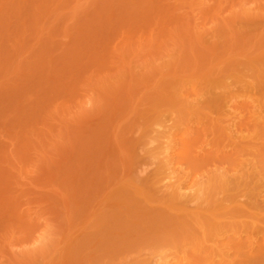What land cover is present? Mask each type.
Segmentation results:
<instances>
[{"label": "rangeland", "instance_id": "obj_1", "mask_svg": "<svg viewBox=\"0 0 264 264\" xmlns=\"http://www.w3.org/2000/svg\"><path fill=\"white\" fill-rule=\"evenodd\" d=\"M0 264H264V0H0Z\"/></svg>", "mask_w": 264, "mask_h": 264}, {"label": "bare ground", "instance_id": "obj_2", "mask_svg": "<svg viewBox=\"0 0 264 264\" xmlns=\"http://www.w3.org/2000/svg\"><path fill=\"white\" fill-rule=\"evenodd\" d=\"M173 173H174V172H173ZM173 173L170 172L168 175H166V176H168V177H166V179L168 178L170 182H171V180L174 179V177H175V176H173ZM184 188H185V186H179L178 189H184ZM185 191H186V190H185Z\"/></svg>", "mask_w": 264, "mask_h": 264}]
</instances>
